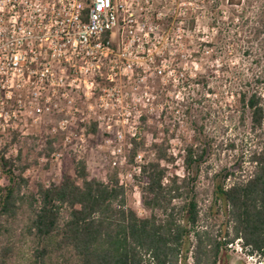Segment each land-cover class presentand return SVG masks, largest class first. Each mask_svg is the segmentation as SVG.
<instances>
[{
	"label": "rangeland",
	"instance_id": "rangeland-1",
	"mask_svg": "<svg viewBox=\"0 0 264 264\" xmlns=\"http://www.w3.org/2000/svg\"><path fill=\"white\" fill-rule=\"evenodd\" d=\"M13 9L17 7L9 0H0V27L6 34L8 23L17 20ZM28 9L27 16H45L52 2L36 0ZM151 9L165 15L159 21H147L156 31H167L172 17L176 20L168 39L174 45L172 52L156 55L173 70L163 78L154 76L151 68L146 73L136 68L127 79L109 85L99 78L100 73H75L69 53H53L54 39L49 34L42 52H14L22 68L11 67L0 54V151L4 149L9 158L22 153L29 165L22 173L28 180L24 190L58 182L64 171L73 174L74 159L84 158L90 176L107 181L116 175L125 186L128 206L144 216L148 211L142 206L134 175L137 166L154 158L158 147L174 157L172 164L162 162L168 175L182 177L185 147L206 146V153L190 171L202 207L222 177L214 178L215 172L224 166L228 171L247 166L248 153L257 141L249 132L248 113L244 125L240 122L238 97L243 91L264 93V0H156ZM176 26L181 27L179 33ZM177 33L180 45L175 43ZM157 39L165 42L164 37ZM48 47L51 53L43 52ZM26 64L36 66L37 72H30ZM148 64L141 63L144 68ZM104 66L102 72L107 70ZM91 78L93 86L88 82ZM49 137L55 142L47 154ZM7 183L0 169V186ZM1 223L0 246L12 247L7 264H30L34 244L24 236L22 222ZM57 262L55 255L44 259L46 264ZM227 264L264 262L235 245L227 252Z\"/></svg>",
	"mask_w": 264,
	"mask_h": 264
},
{
	"label": "trees",
	"instance_id": "trees-1",
	"mask_svg": "<svg viewBox=\"0 0 264 264\" xmlns=\"http://www.w3.org/2000/svg\"><path fill=\"white\" fill-rule=\"evenodd\" d=\"M238 103L240 122L244 125L248 113L257 142L245 168L224 166L214 173L222 177L204 207L190 177L193 164L206 153L204 145L185 147L182 177L168 175L162 162L172 164L174 157L159 147L153 159L139 165L134 178L148 211L144 216L128 206L116 175L107 181L90 176L84 158L74 159L73 174L64 171L58 182L26 191L22 173L29 165L20 151L9 158L3 149L0 169L8 183L0 186V235L1 221L20 220L34 244L30 264H46L50 255L56 264H227L235 245L264 262V93L243 91ZM54 142L52 137L45 141L47 154ZM229 146L233 149L234 141ZM132 150H138L136 142ZM11 253L10 245L0 246V264H7Z\"/></svg>",
	"mask_w": 264,
	"mask_h": 264
},
{
	"label": "built area",
	"instance_id": "built-area-1",
	"mask_svg": "<svg viewBox=\"0 0 264 264\" xmlns=\"http://www.w3.org/2000/svg\"><path fill=\"white\" fill-rule=\"evenodd\" d=\"M34 1L9 0L13 8L17 7L16 10L13 9L17 13V20L6 26L8 34L0 27V54L5 62L9 61L11 67L18 64L21 68L24 67L14 56L15 51L40 53L42 42L49 34L54 39L53 53H69L70 68L75 73H100L99 78L109 85L123 81V78L127 79L128 73L132 74L136 68L143 73L151 68L154 76L160 78L172 73L173 70L164 65L165 59L156 55L172 52L174 45L168 39H172L169 32L176 20L172 17L167 31L161 32L148 24L147 21L165 18L161 11L151 9L156 0H51L52 10L45 16L43 13L27 16L26 10H29ZM180 29V26H176L178 33ZM22 32L25 35L20 39L18 36ZM178 33L175 43L180 45L181 35ZM157 37H164L165 42ZM16 40L18 44L13 45ZM43 52L51 53V50L48 47ZM66 61L68 62L65 57L64 62ZM142 62L149 63L148 68H144ZM104 65L107 70L102 72ZM25 68L30 72H37L36 66L26 64ZM143 79L144 76H141L140 80ZM94 81V78L88 80L90 86L94 85ZM83 82L86 84L87 80ZM118 99L115 97V100ZM126 115L128 117L131 114L128 112ZM139 171L137 166V172Z\"/></svg>",
	"mask_w": 264,
	"mask_h": 264
}]
</instances>
